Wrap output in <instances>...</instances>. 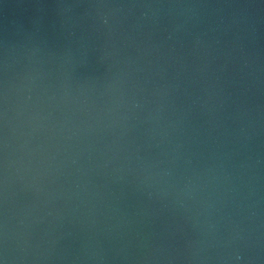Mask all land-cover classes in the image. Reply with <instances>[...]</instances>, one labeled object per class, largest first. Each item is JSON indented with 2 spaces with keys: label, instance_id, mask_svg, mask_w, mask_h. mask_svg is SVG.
Segmentation results:
<instances>
[{
  "label": "water",
  "instance_id": "water-1",
  "mask_svg": "<svg viewBox=\"0 0 264 264\" xmlns=\"http://www.w3.org/2000/svg\"><path fill=\"white\" fill-rule=\"evenodd\" d=\"M0 264H264V0H0Z\"/></svg>",
  "mask_w": 264,
  "mask_h": 264
}]
</instances>
